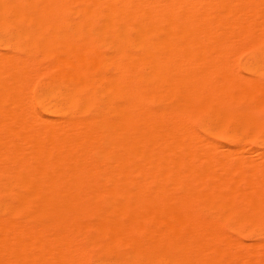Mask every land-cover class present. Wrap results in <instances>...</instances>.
I'll use <instances>...</instances> for the list:
<instances>
[{"label":"bare ground","instance_id":"6f19581e","mask_svg":"<svg viewBox=\"0 0 264 264\" xmlns=\"http://www.w3.org/2000/svg\"><path fill=\"white\" fill-rule=\"evenodd\" d=\"M262 111L264 0H0V264H264Z\"/></svg>","mask_w":264,"mask_h":264},{"label":"rangeland","instance_id":"374dc122","mask_svg":"<svg viewBox=\"0 0 264 264\" xmlns=\"http://www.w3.org/2000/svg\"><path fill=\"white\" fill-rule=\"evenodd\" d=\"M204 1H206V0H204ZM207 1H209V0H207ZM245 48H240V53H238V50L239 49H237V51H235V52H237V54H238V57H237V63H238V66H239V70L241 71V73H242V75L244 74V76H251V75H249V74H247L244 70H243V66L242 65H244L247 61H248V59L252 56V55H255V54H257V53H259L257 50H255L254 48H247L246 50H244ZM251 49V50H250ZM244 51V52H243ZM251 53V54H250ZM240 54V55H239ZM237 56V55H236ZM243 63V64H242ZM241 66V67H240ZM45 78H47L46 76H41L40 78H39V83H42V82H44V81H46L47 79H45ZM39 83H37V86L38 85H40ZM42 112V111H41ZM261 116H262V118L264 119V111H262V113H261ZM194 127L197 129L198 128V124L195 122L194 123ZM231 222L230 223H225V224H223V226H224V229H225V231H227V232H229V233H231V229H230V226H231ZM262 230H264V224H263V226H262ZM259 237V238H258ZM263 239V235H258V236H251V235H248V234H244V235H242L241 236V240L243 241V242H245V243H249V244H252L251 242H253V243H255V242H258V241H260V240H262ZM244 264V263H243Z\"/></svg>","mask_w":264,"mask_h":264}]
</instances>
